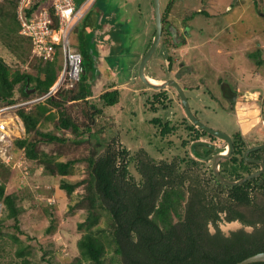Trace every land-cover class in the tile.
<instances>
[{"label":"rangeland","instance_id":"1","mask_svg":"<svg viewBox=\"0 0 264 264\" xmlns=\"http://www.w3.org/2000/svg\"><path fill=\"white\" fill-rule=\"evenodd\" d=\"M167 1L159 0L161 17ZM226 5L229 7L226 8ZM1 6L8 9L7 0H0ZM200 10L207 11V15L194 13ZM167 20L169 23L163 31L161 29L159 42L147 60L145 74L153 79L175 80L196 118L211 128L227 133L232 140L236 131L244 129H240V124L251 120L259 103L264 101V0H175ZM15 27L14 34H7L0 16V59L12 70L34 75L36 66L43 60L32 54L31 45L19 35V28ZM154 35V0L92 2L69 39L76 50L81 48L86 53L84 69L90 89L91 81L97 75L98 80L105 83L103 79L109 80L106 73L116 72V84L123 87L119 91V102L112 106L103 105V111L96 113L84 100L66 101L65 97L60 98L63 91L74 88H59L54 96L65 103L66 113L81 126L90 125L91 131L84 134L89 144L79 143L68 130L58 131L55 128L61 108H54V118L46 121L40 119L38 129L58 133L71 140L65 143L42 141L36 146L39 154L49 152L57 160L85 157L97 141L101 143L95 149L98 152L115 138L129 150V171L136 179L138 173L133 157L141 150H145L155 160H171L176 156L187 160L194 157L203 163L200 166L206 175L211 176L213 173L216 176L212 160L195 157L190 145L203 140L223 146L225 140L217 136L210 141L208 135L191 140L193 133L188 126L194 123L186 116L176 89L171 85H148L139 76L140 60ZM99 42L103 44L102 51ZM106 44H116L115 48L111 47L113 52L107 57ZM134 51L141 53L132 57ZM55 65L59 70L63 68L61 53L57 52ZM160 93H163L161 103L154 102V95ZM13 94L16 98H23L20 84L14 87ZM91 98L90 103L102 105L98 96ZM153 107L157 110H153ZM154 118H159L160 123L155 124ZM163 123L173 127L172 131L161 134ZM197 127L195 125L196 129L200 128ZM25 135L31 140L37 138L34 133L25 132ZM12 137L17 136L12 134ZM243 138L248 145L264 139V122L246 132ZM205 148L201 147V150ZM12 154L20 162L8 169L0 164V185L4 186L5 193L15 196L19 207L18 228L14 226V219L7 215V209L0 199V264L75 262L78 256L76 242L87 230L86 227L78 229L77 223L86 216V210L79 207L70 210L69 205L76 203L84 189L83 185H79L67 196L60 188V183L75 182L85 177L87 163L80 160L65 176L49 175L44 172L39 160L26 156L25 150L15 145ZM232 154L226 151L221 156L218 171H222L225 176L242 170L231 161ZM255 196L257 202L264 199L258 192ZM239 209L247 217L250 216L249 207L242 206ZM104 215L99 222L101 227L106 225ZM218 227L227 235L230 231L240 229L251 232L254 225L237 220H221ZM209 229L214 231L213 226ZM20 247L25 251L22 256L17 254ZM117 259L112 245L107 246L103 264H119Z\"/></svg>","mask_w":264,"mask_h":264},{"label":"trees","instance_id":"2","mask_svg":"<svg viewBox=\"0 0 264 264\" xmlns=\"http://www.w3.org/2000/svg\"><path fill=\"white\" fill-rule=\"evenodd\" d=\"M18 1L7 0L8 9L5 10L3 6L0 8L7 34H14L15 26L19 28L16 18ZM39 2L40 0H34L32 9ZM174 3L175 0H168L165 5L161 17L162 31L169 23L167 16ZM28 11L31 12L30 9ZM194 13L207 15L204 10ZM79 50L82 55L80 80L74 89L63 91L59 96L62 99L65 97L66 101L84 100L96 113H100L103 105L112 106L119 102L120 92L112 86L113 88L100 93L98 98L102 105H94L87 100L86 97L91 91L84 69L86 53L81 48ZM55 61L56 57L53 61L38 63L37 71L33 75L12 70L0 59V97L10 103L14 101L13 90L17 84L21 86L23 98L45 93L60 72ZM31 88H34V94L26 91ZM54 95L43 100L45 102L34 104L28 110H18L26 134L34 133L37 138L31 140L25 135L15 139L14 143L18 149L25 150L29 159L39 160L43 164L44 172L49 175L65 176L80 160L87 163L85 177L75 182L60 183V188L67 196L79 185H83L84 189L76 203L69 205L70 210L78 207L86 210V216L77 223V228L87 229L76 242L78 256L71 264H89L86 263L88 261L103 264L106 247L111 245L114 254L118 256L119 264H235L251 255L264 252V199L261 202L255 200L257 192L264 198V172L243 183L227 185L219 181L213 173L211 176L206 175L200 166L203 163H199L194 157L187 160L180 156L171 160H155L145 150H141L133 157L138 173L136 179L129 171V150L115 138L98 152L95 149L101 143L97 141L93 150L85 157L57 160L49 152L39 154L36 146L42 141L65 143L71 140L58 133L38 129L40 119L46 121L54 118V108H61L55 128L58 131L68 130L79 143L89 144L84 134L91 131L90 125L81 126L76 123L66 113L63 106L65 103ZM161 96L163 93L154 95L153 101L161 103ZM153 110L156 111V107ZM153 121L155 124L160 123L159 118H154ZM172 129L173 127L163 123L160 133L166 134ZM188 129L193 133L191 140H197L204 135L211 139L216 137L201 128L196 129L194 124L188 126ZM234 137L239 140L233 146L230 159L245 173L233 171L225 176L220 171L229 180L240 179L257 167L241 156L247 145L241 132L236 131ZM201 147L204 148L197 146L196 151L206 155V150L202 151ZM263 151L264 149L260 150ZM238 155L241 157L238 158ZM0 164L6 169L10 167L1 160ZM0 199L7 209V215L14 219V226L18 228L19 207L16 205L15 196L5 193L4 186L0 185ZM242 206L251 209L249 217L239 209ZM103 214L105 227L99 225ZM221 220H237L243 224H252L254 228L251 232L240 229L224 235L218 227ZM210 226H213V232L210 231ZM17 254L24 255V249L20 247ZM248 264H264V261Z\"/></svg>","mask_w":264,"mask_h":264},{"label":"built area","instance_id":"3","mask_svg":"<svg viewBox=\"0 0 264 264\" xmlns=\"http://www.w3.org/2000/svg\"><path fill=\"white\" fill-rule=\"evenodd\" d=\"M33 1L19 0L17 3L18 32L30 41L32 54L36 58L53 61L57 52L61 53L63 68L61 67L57 81L43 94L28 98H16L13 94L14 101L11 103L0 97V160L9 166L20 162L14 158L12 149L15 138H21L25 134L18 110H28L34 104L54 95L59 88L70 89L79 82L82 55L71 44L69 36L94 0H40L32 9ZM12 134L17 137L13 138Z\"/></svg>","mask_w":264,"mask_h":264},{"label":"water","instance_id":"4","mask_svg":"<svg viewBox=\"0 0 264 264\" xmlns=\"http://www.w3.org/2000/svg\"><path fill=\"white\" fill-rule=\"evenodd\" d=\"M160 6H159V0H154V13H155V35L153 38V41L151 42V44L149 45V47L147 48V50L145 51V53L143 54L140 63H139V76L142 78V80H144L146 83H148V85L151 86H164V85H171L173 86L178 95L179 98L181 100V103L183 105L184 111L186 113V116L194 123L196 124L198 127H200L201 129L207 131L208 133H211L213 135L218 136L219 138H222L225 140L226 145L225 146H219V145H214V144H210L206 141L203 140H197L194 141L191 145H190V150L192 152V154L201 159V160H208L211 159L213 162V171L216 175V177L218 178L219 181H221L224 184L227 185H235V184H240L243 183L244 181H246L247 179H250L252 177H256L259 176L263 173V169H264V163L260 160H256L253 159L252 161L256 162L260 168L257 171L251 172L249 174L244 175L243 177H241L240 179L237 180H229L224 178L218 171L219 169V164L221 161V156H222V152L224 147H226V151H230L232 152V140L230 135H228L227 133L220 131V130H216L214 128H211L207 125H205L202 121H200L199 119L196 118V116L191 112L189 104H188V100L185 96V94L183 93L182 88L180 87V85L173 79H162L159 80V83H151L149 80L148 75L145 74V66L147 63V60L149 59L150 55L152 54V52L154 51V49L156 48L160 36H161V29H162V23H161V16H160ZM28 93L30 92H34V88L30 89V90H26ZM254 110V109H253ZM260 103L259 106L257 108V110L255 109V113L253 115V118L250 120L248 119V122L246 123L248 127L254 126L255 124L259 123L260 121ZM197 145H205L210 147V149L212 150L210 154L208 155H202L200 153H198L195 149V147ZM264 147V144L258 145V146H254L251 147L250 149H248L247 151L244 152V156L246 160H249V158L247 157V152L249 150H255L258 148ZM255 261H264V252H259L256 253L254 255H251L245 259H243L242 261H239L235 264H248L250 262H255Z\"/></svg>","mask_w":264,"mask_h":264},{"label":"crops","instance_id":"5","mask_svg":"<svg viewBox=\"0 0 264 264\" xmlns=\"http://www.w3.org/2000/svg\"><path fill=\"white\" fill-rule=\"evenodd\" d=\"M229 7V5H226V8H228ZM103 35V34H102ZM102 41V40H101ZM100 44H101V42H99ZM115 46H109V44H106V46H104V47H106L107 49H106V51H105V57H107V56H109L110 54H112V50L113 49H111V47H116V44H114ZM95 46V45H94ZM96 47V46H95ZM95 47H93V49H96ZM102 47H103V44H101V47H100V51H102ZM80 51V50H79ZM104 52V51H103ZM139 53H141V52H137V51H134V52H132V57H136L137 55H139ZM129 55L131 56V54L129 53ZM145 70H146V67H145ZM116 71H118V70H116ZM105 73V70L103 71V73H101V78H103V74ZM115 73L116 72H108V73H106V78H108L109 80V82L107 81V80H104L103 79V81L105 82V83H102L100 80H98V78H99V76L97 75L96 76V78L93 80V81H91V89H90V91H91V94L89 95V96H87L86 98H87V100H89V97L91 98V97H96V96H99L100 95V93H102V92H104L105 90H108V89H110V88H113V87H115V88H117L119 91L121 90V88H123L121 85H119V84H116V81H115V79H116V77H115ZM113 86V87H112ZM92 99V98H91ZM258 124V123H257ZM257 124H255V125H257ZM254 125V126H255ZM254 126H251V127H248L247 126V124L246 123H241L240 124V129L241 128H244V129H242V130H240V132H241V135L242 136H244L245 134H246V132H248V131H250V129H252Z\"/></svg>","mask_w":264,"mask_h":264},{"label":"flooded vegetation","instance_id":"6","mask_svg":"<svg viewBox=\"0 0 264 264\" xmlns=\"http://www.w3.org/2000/svg\"><path fill=\"white\" fill-rule=\"evenodd\" d=\"M230 90V89H229ZM231 91V90H230ZM177 92V91H176ZM178 94V93H177ZM264 107V101H262L261 103H260V115H259V117H260V123L261 122H264V114L262 113V111H263V108ZM259 124V123H258ZM194 125H196V124H194ZM256 126V125H255ZM254 126V127H255ZM242 136V135H241ZM217 137V136H216ZM243 137V136H242ZM244 139V138H243ZM210 141H212L211 140V138L209 139ZM214 140V139H213ZM238 140L239 139H237V138H235L234 136L232 137V151H233V146L235 145V143L236 142H238ZM208 142V141H207ZM244 142L247 144V142L244 140ZM208 143H210V142H208ZM210 144H214V145H217V144H215V143H210ZM261 144H264V139H262V140H260V141H257L256 143H253V144H251V145H246V147H244V149L242 150V154H241V156L245 159V156H244V152L245 151H247L248 149H250L251 147H254V146H258V145H261ZM226 145V143L223 145V146H225ZM221 146V145H220ZM204 147H206V155H208V154H210L211 153V149H210V147H208V146H205L204 145ZM261 149H264V147H261V148H258V149H255V150H249L248 152H247V157L249 158V160H246L247 162H250V163H252V165L254 166L255 164L257 165V167H255L254 169H256V171L260 168V166L256 163V162H254V161H252L253 159H256V160H260V161H262L263 163H264V157H263V152H260V150ZM251 172H254L253 170L251 171ZM263 172H264V169H263Z\"/></svg>","mask_w":264,"mask_h":264},{"label":"bare ground","instance_id":"7","mask_svg":"<svg viewBox=\"0 0 264 264\" xmlns=\"http://www.w3.org/2000/svg\"><path fill=\"white\" fill-rule=\"evenodd\" d=\"M149 80H150L151 83H159L158 79H153V78H150V77H149ZM224 152H226V147H224L222 153H224Z\"/></svg>","mask_w":264,"mask_h":264},{"label":"clouds","instance_id":"8","mask_svg":"<svg viewBox=\"0 0 264 264\" xmlns=\"http://www.w3.org/2000/svg\"><path fill=\"white\" fill-rule=\"evenodd\" d=\"M145 67H146V66H145ZM81 73H82V72H81ZM55 82H56V81H55ZM55 82H54V83H55ZM54 83H53V84H54ZM51 86H52V85H51ZM31 89H32V88H31ZM29 90H30V89H29ZM29 94H34V92H30ZM259 123H260V122H259ZM248 174H249V173H248Z\"/></svg>","mask_w":264,"mask_h":264}]
</instances>
